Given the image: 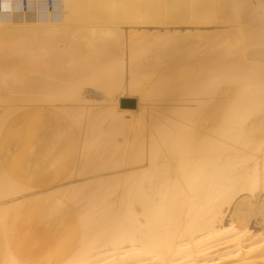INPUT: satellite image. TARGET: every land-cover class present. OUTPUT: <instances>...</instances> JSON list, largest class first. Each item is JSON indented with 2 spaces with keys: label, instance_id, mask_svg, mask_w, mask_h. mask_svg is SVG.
<instances>
[{
  "label": "bare ground",
  "instance_id": "obj_1",
  "mask_svg": "<svg viewBox=\"0 0 264 264\" xmlns=\"http://www.w3.org/2000/svg\"><path fill=\"white\" fill-rule=\"evenodd\" d=\"M119 1L0 14V129L24 110L41 181L0 166V223L40 194L77 220L47 250L6 243L0 264H264L263 33L235 39L219 0Z\"/></svg>",
  "mask_w": 264,
  "mask_h": 264
},
{
  "label": "crops",
  "instance_id": "obj_2",
  "mask_svg": "<svg viewBox=\"0 0 264 264\" xmlns=\"http://www.w3.org/2000/svg\"><path fill=\"white\" fill-rule=\"evenodd\" d=\"M24 118V110L18 111L1 127L0 166H3L7 175L21 183H28L30 174H27L26 166H29L31 158L28 159L26 155ZM37 155L38 151L33 153L34 162ZM53 161L55 159L51 158V166L54 165ZM1 169L0 175L4 173ZM37 181L41 182L35 179L29 183L39 185ZM46 196H27L10 209L4 225L0 223V255L6 243L12 251L20 254L49 249L54 235H77V220L70 205L65 201H57L56 207L53 203L55 197Z\"/></svg>",
  "mask_w": 264,
  "mask_h": 264
},
{
  "label": "rangeland",
  "instance_id": "obj_3",
  "mask_svg": "<svg viewBox=\"0 0 264 264\" xmlns=\"http://www.w3.org/2000/svg\"><path fill=\"white\" fill-rule=\"evenodd\" d=\"M15 1H17V0H15ZM79 1V0H78ZM130 1H132V0H128V1H126V3H128V4H126L125 6H126V8H124V9H126L125 10V12L127 11V10H129L128 11V13L130 12V13H134L135 11H137V10H139V8H138V6H140V7H142L141 5V1L139 0V1H133L132 3L130 2ZM255 1L256 0H219V2H221V6L219 5V2H217V5H218V9H216L217 10V15H221V14H223V15H225V16H228L229 18H230V28H231V34H233V36H235L234 38L236 39V37L238 38L239 36H240V31L243 33L242 35H243V39L242 40H240V42L241 41H244V43H248V42H256L257 40H256V38H257V36H258V34L260 33V34H262V39L264 38V0H258V2L256 1V4H255ZM261 1V2H260ZM42 2V1H41ZM40 2V3H41ZM123 1H119V8H121V10L123 11L124 9H122V7H123V4H121ZM225 2V3H224ZM16 3V2H15ZM43 3V2H42ZM41 3V4H42ZM117 3V5H118V2H116ZM124 3V2H123ZM136 3V4H135ZM259 5H258V4ZM44 4V3H43ZM42 4V5H43ZM121 4V5H120ZM139 4V5H138ZM249 4V5H248ZM16 5V4H15ZM128 5V6H127ZM130 5H133V6H130ZM134 5H135V7H137V9L134 11V12H132V10H134V8H132V7H134ZM233 5V6H232ZM17 6V5H16ZM122 6V7H121ZM238 6V7H237ZM144 7V6H143ZM233 7V8H232ZM117 8H118V6H117ZM131 9V10H130ZM119 10L120 9H118V12H119ZM120 10V11H121ZM121 11V12H122ZM152 11L153 12H155V10L154 9H152ZM236 12V13H235ZM230 14V15H229ZM13 16V15H12ZM18 16V18L21 16H19V15H14L12 18H14V19H16L15 17H17ZM260 16V17H259ZM17 18V19H18ZM237 18V19H236ZM20 19V18H19ZM18 19V20H19ZM16 21V20H13V19H11L6 25H8L9 27L8 28H10V27H15V26H20V22L19 21ZM11 21H13V22H11ZM19 22V23H18ZM39 21H37V23H38ZM236 22L238 23L237 25H236ZM15 23V24H14ZM15 25V26H13V25ZM57 24V23H56ZM146 25H148L147 27H154V26H151V24L153 25H155L156 23H145ZM144 24V25H145ZM242 24V25H241ZM12 25V26H11ZM57 25H59V24H57ZM143 25V24H142ZM143 25V26H144ZM146 25L144 26V27H146ZM60 26V25H59ZM76 26V25H75ZM140 26H141V24H140ZM155 26H158V24H156ZM175 27H179L180 26V24H176V25H174ZM239 26V27H238ZM7 27V26H6ZM34 27H35V25H34ZM181 28H182V24H181V26H180ZM260 27H261V30H260ZM239 30H238V29ZM248 29V30H247ZM233 30H234V32H233ZM237 30V31H236ZM248 31V32H247ZM233 32V33H232ZM239 32V33H238ZM237 33H238V35H237ZM36 34V35H35ZM248 34H251V36L250 35H248ZM254 34V35H253ZM244 35H246V36H244ZM248 35V36H247ZM31 36L32 37H36L37 36V33L36 32H34V33H32L31 34ZM251 37V39H249L248 37ZM260 36V35H259ZM246 37V38H245ZM233 38V39H234ZM254 38V39H253ZM206 42V40L205 41H202V43H205ZM119 107H120V105H119ZM121 108V107H120ZM114 134V133H113ZM130 135H133V133L131 134L130 133ZM114 136V135H113Z\"/></svg>",
  "mask_w": 264,
  "mask_h": 264
},
{
  "label": "built area",
  "instance_id": "obj_4",
  "mask_svg": "<svg viewBox=\"0 0 264 264\" xmlns=\"http://www.w3.org/2000/svg\"><path fill=\"white\" fill-rule=\"evenodd\" d=\"M7 5L5 11H2L0 8V14H7V15H52L56 13V5L60 0H6ZM43 2L44 5L41 7L40 2ZM2 0H0L1 4ZM14 2H17V6ZM30 2V3H29ZM45 13V14H44Z\"/></svg>",
  "mask_w": 264,
  "mask_h": 264
},
{
  "label": "water",
  "instance_id": "obj_5",
  "mask_svg": "<svg viewBox=\"0 0 264 264\" xmlns=\"http://www.w3.org/2000/svg\"><path fill=\"white\" fill-rule=\"evenodd\" d=\"M135 103L134 98H121L120 107L121 108H133Z\"/></svg>",
  "mask_w": 264,
  "mask_h": 264
}]
</instances>
